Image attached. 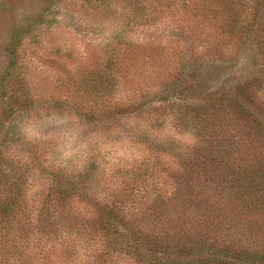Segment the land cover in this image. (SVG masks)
Wrapping results in <instances>:
<instances>
[{
    "label": "trees",
    "instance_id": "16d2710c",
    "mask_svg": "<svg viewBox=\"0 0 264 264\" xmlns=\"http://www.w3.org/2000/svg\"><path fill=\"white\" fill-rule=\"evenodd\" d=\"M46 1L39 14L19 17L20 0H0V20L8 18L11 26L4 46L11 58L4 82L8 79L5 85L12 88L10 95L4 92L5 119L18 117L33 104L26 82L17 75L18 49L47 20L55 4ZM190 2L192 54H179L177 68L156 89L121 105L111 97L118 92L121 66L105 64L90 109L76 105L74 110L96 130L127 125L136 142L173 159L177 168L164 171L177 184L196 179L197 197L209 201L226 196L224 212L234 216L231 223H251L246 240L224 235L226 225L209 212L196 211L192 222L185 214L175 221L178 214L166 212L171 202L161 194L149 193L143 205L132 207L130 194L122 190L99 193L94 163L51 168L40 154L29 151L32 162L26 164L21 150L17 158L12 154L18 132L3 127V120L0 264H264V243L252 239L254 227L264 231V0ZM131 8L128 19H144L139 6L133 3ZM191 57L203 68L192 66L186 72ZM166 121L196 133L200 142L184 147L176 139L152 137L149 129L139 128L142 122L153 126ZM36 173L48 180L29 197Z\"/></svg>",
    "mask_w": 264,
    "mask_h": 264
},
{
    "label": "rangeland",
    "instance_id": "374dc122",
    "mask_svg": "<svg viewBox=\"0 0 264 264\" xmlns=\"http://www.w3.org/2000/svg\"><path fill=\"white\" fill-rule=\"evenodd\" d=\"M20 2L19 17L25 13L37 15L47 6L46 0ZM53 3L54 13L47 12L44 24L27 35L18 49L17 75L26 82L33 104L18 117L9 119L4 118L3 101L4 92L7 96L12 93V88L5 85L8 79L4 82L11 58L4 46L11 26L8 18L0 20V123L5 120L3 127L11 131L15 127L13 131L18 132V140L14 138L11 142L12 154L17 158L21 150L19 156L28 164L32 162L29 151H36L51 168L73 169L94 163L99 193L122 190L126 196L130 194L132 207L143 205L149 193L152 197L161 194L171 202L166 212L178 214H174L175 221L185 214L186 220L192 222L196 211L209 212L226 225L224 235L235 241L246 240L251 223L247 220L239 227L231 223L234 216L224 212L226 196L217 195L209 201L197 197L193 187L196 179L189 184L181 179L177 184L164 171L177 166L173 159L136 142L126 132L127 125L120 123L117 129L96 130L74 110L76 105L83 111L90 109L97 75L105 64L121 66L118 92L111 96L121 105L138 100L140 92L153 91L161 78L172 74L179 54H192L190 0H53ZM133 3L140 7L138 11H143L144 19H128L133 13ZM185 3L189 5L187 13ZM200 64L188 58L185 71L190 73L192 66L195 69ZM143 127L150 130L152 137H171L184 147L192 148L200 142L196 133L176 128L168 121L153 126L142 122L139 128ZM36 175L28 186L29 197L38 192L41 181L48 180ZM257 227L261 226L253 228L252 239L259 238L264 243V231H257ZM31 249L39 250L32 246Z\"/></svg>",
    "mask_w": 264,
    "mask_h": 264
}]
</instances>
